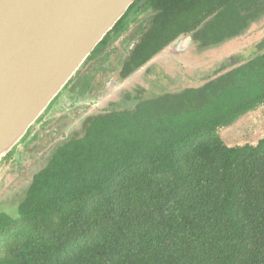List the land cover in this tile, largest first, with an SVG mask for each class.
Instances as JSON below:
<instances>
[{
  "label": "trees",
  "instance_id": "16d2710c",
  "mask_svg": "<svg viewBox=\"0 0 264 264\" xmlns=\"http://www.w3.org/2000/svg\"><path fill=\"white\" fill-rule=\"evenodd\" d=\"M148 4L177 29L214 14L233 40L264 22V0ZM216 76L87 118L32 175L17 218L0 214V264H264V137L219 135L264 105V49Z\"/></svg>",
  "mask_w": 264,
  "mask_h": 264
},
{
  "label": "water",
  "instance_id": "95a60500",
  "mask_svg": "<svg viewBox=\"0 0 264 264\" xmlns=\"http://www.w3.org/2000/svg\"><path fill=\"white\" fill-rule=\"evenodd\" d=\"M136 0H0V164Z\"/></svg>",
  "mask_w": 264,
  "mask_h": 264
},
{
  "label": "rangeland",
  "instance_id": "374dc122",
  "mask_svg": "<svg viewBox=\"0 0 264 264\" xmlns=\"http://www.w3.org/2000/svg\"><path fill=\"white\" fill-rule=\"evenodd\" d=\"M263 40L264 22L263 24L253 25L245 36L236 39L230 45L221 49L196 54L188 57V59L183 56L184 62L181 66L185 70L179 76L180 79H173L172 75L162 73L160 69V67L165 69L168 67L173 70L175 67L173 64H179L178 61L171 62L163 58L159 65L158 60H154L150 67H157L161 75L155 82H147L145 85L150 88H157L159 91H172L174 93L176 90L183 88H197L208 80L217 77L214 72L223 65H227V70H229L239 64L238 59L241 58L242 62L258 54L260 50L257 45ZM182 50L178 48L167 49L166 52H163L165 54L162 57L168 58L173 54L171 58H178L177 55H181ZM117 55L118 53L115 52L111 64H115ZM166 62L168 64H165ZM105 66L108 67L109 63ZM110 67L104 70L105 67L100 64V61L90 60L80 68L78 79L85 77V74H87V79L81 84L82 87L85 88L86 83L91 81L94 87L92 91L99 90V88L102 90L104 84H108L110 79L118 80V75L110 72V70L112 71ZM142 71L137 73L134 78L125 81L124 85L122 84L117 89L109 91L108 95L102 98H98L97 93L90 92L87 99L80 98V100H77L78 96L82 95L80 91L82 87H77L73 94H69V89H65L60 98L51 104L20 144L12 150L10 156L1 162L0 214L4 213L11 218H17L18 205L26 194L32 175L46 164L52 152L63 141L72 137L74 133L81 131L83 120L89 116H97L105 110L107 104H122V99L126 96V93L138 97L141 94L138 92L141 87L147 89L142 81L146 80V77L142 79ZM99 73L103 74L99 75ZM180 81L182 84H179ZM125 108L130 107L128 104H123L121 109ZM76 113L77 121H74L65 129L64 123L69 122L71 116L76 115ZM219 135L228 147L256 145L264 137V105L241 117L231 127L221 129Z\"/></svg>",
  "mask_w": 264,
  "mask_h": 264
},
{
  "label": "flooded vegetation",
  "instance_id": "af4514ba",
  "mask_svg": "<svg viewBox=\"0 0 264 264\" xmlns=\"http://www.w3.org/2000/svg\"><path fill=\"white\" fill-rule=\"evenodd\" d=\"M136 1L132 4V5L135 4L133 7L132 5L130 6L132 8L129 11V13L124 17L122 22H120L119 20L120 24L117 23L116 24L117 26L115 25V27L105 36V38L100 42V44L95 48V50L91 53L89 58L82 65V66L86 65L90 60H94V59L98 60V62L100 61V64L104 65L105 67L104 70L106 68L109 69V66H111L110 68L112 69V71L110 70V72H112L113 74H117L118 80L110 79L108 84L107 83L104 84V88L102 90L101 88H99V90L92 91L94 87L92 86L91 81H88L86 83L85 88L82 87L81 84H83V82L87 79V74H85V77H81L78 79V77L80 76L79 75L80 69H79V71H77L75 76L69 81L66 87V90L69 89L68 92L69 94H73L74 91L77 89V87H82L80 90L82 95L78 96L77 100H80V98L87 99V96L89 95L90 92L97 93L98 98H102L108 95L107 93H109V91L113 89H117L122 84L124 85V82L127 81L128 79L130 80L134 78V76H136V74L139 73L141 70H143L142 79L146 77V80H142L144 82V85L147 82L149 83L155 82V80L161 74L158 72L157 67H152V66L150 67V65L154 60H158L160 65L161 60H163V58L168 59L171 62L178 61L179 64L176 63L173 64L175 65L173 70H175L176 72L170 70L168 67L167 69L160 67L161 72L162 73L164 72L168 75H172L173 79H180L179 76L183 74L185 70L184 67L181 66L184 62V58H182L183 56H185L186 59H188V57L195 56L196 54H200L207 51H213L216 49H221L225 46L230 45L233 41L236 40V39L233 40L229 36H221L220 33L219 35L216 33L215 25H211L212 23H214V18H215L214 14L204 19L201 24L195 27H192L191 25L189 26L181 25V27H179L180 29H177L174 28L177 26L176 20L164 24L163 21L167 19L166 18L159 19L162 10L148 4L149 0H147L146 2L145 0H136ZM253 25H257V23ZM253 25H251V27ZM250 28L246 29L241 37L245 36L249 32ZM238 38H240V36L237 37V39ZM143 39L151 43L150 45L154 44L155 49L160 47L159 48L160 50L154 55L150 56L139 68L133 70L126 78L122 79V75L124 73V68L126 64L135 61L136 56H138L139 60L143 59L146 56H149V55H145L142 57L137 50L138 46L141 44ZM150 39L151 41H148ZM177 48L183 49L182 53H180L181 55L179 54L177 55L178 58H171L173 57V54L168 58L162 57L165 54L163 52H166L167 49H177ZM258 49L261 52L264 48H258ZM115 52L118 53L117 59L115 61V64H111L112 56L115 54ZM179 58L180 60H178ZM238 62L239 63L241 62V58L238 59ZM108 63L109 66L106 67L105 64L108 65ZM165 64H168V62H166ZM221 69L226 70L227 65H223L218 70H216L214 72L215 76L217 75V72ZM100 74L103 73H99V75ZM179 84H182V82L180 81ZM146 87L147 89L144 87H141L139 89L138 92H140L141 94L138 97L126 93V96L123 97L122 99L123 102L122 104L121 103L107 104L105 110L100 114H98L97 116L102 115L107 110H111V109L114 111L123 110L121 109V106L123 104H128L131 108L132 105L138 101L151 100L163 94L174 93L172 91H159V89L154 87L151 88L148 86ZM181 90H184V88L180 90H176L175 93L180 92ZM59 98L60 96L57 97V99ZM90 104H91V100H90ZM89 117H95V116H89ZM69 120H70L69 122L66 121V123H64V125L66 126L65 129H67V127L70 126L71 123L77 121V113L76 115L71 116V119ZM85 120H83L81 126L85 122ZM11 152L7 155V157L10 156Z\"/></svg>",
  "mask_w": 264,
  "mask_h": 264
}]
</instances>
